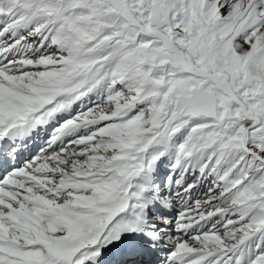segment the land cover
<instances>
[{"label":"snow or ice","instance_id":"6c2138e0","mask_svg":"<svg viewBox=\"0 0 264 264\" xmlns=\"http://www.w3.org/2000/svg\"><path fill=\"white\" fill-rule=\"evenodd\" d=\"M0 264H264V0H0Z\"/></svg>","mask_w":264,"mask_h":264}]
</instances>
